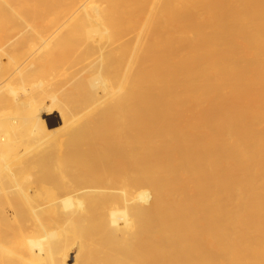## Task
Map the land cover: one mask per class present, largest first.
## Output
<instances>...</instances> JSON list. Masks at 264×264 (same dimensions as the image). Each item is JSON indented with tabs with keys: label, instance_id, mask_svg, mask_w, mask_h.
<instances>
[{
	"label": "bare ground",
	"instance_id": "1",
	"mask_svg": "<svg viewBox=\"0 0 264 264\" xmlns=\"http://www.w3.org/2000/svg\"><path fill=\"white\" fill-rule=\"evenodd\" d=\"M0 114V264H264V0H0Z\"/></svg>",
	"mask_w": 264,
	"mask_h": 264
},
{
	"label": "rangeland",
	"instance_id": "2",
	"mask_svg": "<svg viewBox=\"0 0 264 264\" xmlns=\"http://www.w3.org/2000/svg\"><path fill=\"white\" fill-rule=\"evenodd\" d=\"M55 78V79H54ZM54 78H52V80L53 81H51L50 83H48L47 85H45L43 88H41L40 90H38L36 93H34L33 94V97L37 100V101H39L38 102V109L39 110H41L42 111V114H41V117H42V119H43V121H45V123H44V125H45V128H47V129H49V128H51V129H57L56 127H57V119H59V114H58V110L60 109V107H63V104H64V102L66 103V104H68L69 106H72V103H73V99H74V97L76 96V91L75 90H73L71 87H69V86H66V85H64L63 86V84L62 83H64V80H63V78H56V77H54ZM61 85L63 86V87H61ZM52 93H54V94H52ZM48 94H51V95H48ZM53 95H55L57 98H56V100L54 101V102H52L51 101V98H50V96H53ZM66 95V96H65ZM73 95H75V96H73ZM69 96H71V97H69ZM73 97V98H72ZM72 98V99H71ZM49 99V100H48ZM67 101H70V102H68L67 103ZM72 101V102H71ZM70 103H71V105H70ZM13 110H7V111H5L6 113H10V112H12ZM4 112V113H5ZM184 113H185V108H183V109H181V110H179V112H177V114H176V117L177 118H181L183 115H184ZM1 115V114H0ZM60 130H55L54 131V133L55 132H59ZM2 133L0 132V135H1ZM209 139V136L208 137H206V140H208ZM58 148V147H57ZM56 148V146H52L51 147V150H54L53 152L54 153H58V152H60V151H58V150H60V149H57ZM57 151V152H56ZM59 154V153H58ZM58 154H56V155H58ZM16 162H15V159H14V157H11V158H8L5 162H1V165H2V167H4V166H8V168L7 169H5V168H3V172H4V170H5V172L3 173V172H1L0 174L2 175L1 177L3 178V180H4V183L6 184V185H8V187L10 186V187H12V188H10L11 189V191H13L14 190V192H15V190H17V188H19L21 185H23L22 186V188H24L25 186V188L24 189H27V186L29 185V183H32V180H33V183L34 182H39V180H38V178H35V177H33V178H31L30 180H31V182H29V180H27V179H25V177H26V174H25V172H23L22 174H21V168L17 165V167H15L16 165ZM18 164V163H17ZM16 168V169H15ZM12 169V170H11ZM17 170L16 172H15V170ZM7 170V171H6ZM10 171L12 172V173H10ZM9 173V174H8ZM14 173V174H13ZM13 176H12V175ZM16 174H18L17 176H16ZM25 176H24V175ZM4 175V176H3ZM6 175H8V176H6ZM15 175V176H14ZM24 176V177H23ZM13 179V180H11V178ZM14 177H16V178H14ZM6 178V179H5ZM8 178V179H7ZM27 178V177H26ZM9 179L11 180V182H12V184L13 185H15V187H17V188H15V187H13V185L10 183V181H9ZM36 180V181H35ZM9 181V182H8ZM25 181H27L26 183H25V186H24V182ZM8 183V184H7ZM18 183V184H17ZM22 183V184H21ZM17 184V185H16ZM39 184V183H38ZM40 185V184H39ZM39 185H37L36 183H34V185L33 184H31V186L29 187V188H31V189H29V191L30 192H34L35 191V189H37V188H39L40 186ZM19 186V187H18ZM33 186V187H32ZM36 187V188H35ZM34 190V191H33ZM12 194H14V193H12ZM12 194H10V195H12ZM11 197V196H10ZM10 197H9V199H10ZM12 197H13V195H12ZM12 197H11V200L13 201L14 199H12ZM11 200H9V204H7V208H8V213H7V215H8V217H10V218H12V212H13V209H11V207H9V205L10 204H12V201ZM11 211H10V210ZM8 224L10 225V230H9V233H14V232H17L18 231V228H17V224H15V223H12L11 221H8ZM34 225H32V223L31 222H28L27 224H26V227L24 228L26 231L27 230H30V229H32V228H35V227H33ZM33 230V229H32ZM11 233V234H12ZM77 244V245H76ZM79 245L80 244H78V243H75V244H73V245H69V247H66V250H68L67 252H68V254H69V260L67 261L68 263L67 264H75V256L77 255V252H78V249H79ZM65 246V245H64ZM64 246H63V248H64ZM77 246H78V249H77ZM71 247V248H70ZM70 251H71V253H70Z\"/></svg>",
	"mask_w": 264,
	"mask_h": 264
}]
</instances>
